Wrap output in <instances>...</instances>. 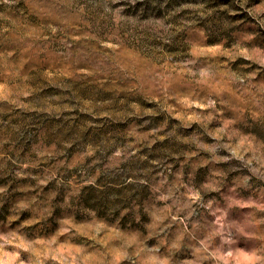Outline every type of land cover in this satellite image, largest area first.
I'll return each instance as SVG.
<instances>
[{
    "label": "rangeland",
    "instance_id": "obj_1",
    "mask_svg": "<svg viewBox=\"0 0 264 264\" xmlns=\"http://www.w3.org/2000/svg\"><path fill=\"white\" fill-rule=\"evenodd\" d=\"M0 264H264V0H0Z\"/></svg>",
    "mask_w": 264,
    "mask_h": 264
}]
</instances>
